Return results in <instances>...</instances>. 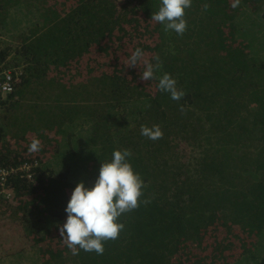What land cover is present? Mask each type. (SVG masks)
Segmentation results:
<instances>
[{"label": "trees", "instance_id": "obj_1", "mask_svg": "<svg viewBox=\"0 0 264 264\" xmlns=\"http://www.w3.org/2000/svg\"><path fill=\"white\" fill-rule=\"evenodd\" d=\"M54 1L0 0V34L17 39H0V63L23 68L21 81L0 99V118L24 123L11 139L46 132L56 142L53 165L38 152L0 149L2 166L38 160L32 179L9 178L7 193L20 200L21 229L50 258L44 264H174L184 253L197 258L195 245L206 236L212 250H233L224 264H264V48L258 46L259 56L254 51V43L264 42V0H253L249 13L239 10L238 20L227 16L230 0H192L183 35L151 20L160 0H63L59 7ZM15 13L26 22L21 30L14 31ZM143 33L153 43L143 60L155 65L158 56L162 65L146 87L143 61L131 78L102 70L104 63L76 83L55 76L89 51H104L109 43L128 47ZM163 73L186 92L181 100L158 89ZM154 124L163 131L155 141L140 131ZM125 148L146 185L140 206L121 215L124 228L104 243L102 255H73L59 234L71 191L80 181L91 187L101 162ZM77 160L83 176L70 165Z\"/></svg>", "mask_w": 264, "mask_h": 264}, {"label": "clouds", "instance_id": "obj_2", "mask_svg": "<svg viewBox=\"0 0 264 264\" xmlns=\"http://www.w3.org/2000/svg\"><path fill=\"white\" fill-rule=\"evenodd\" d=\"M192 0H160L158 11L152 13L151 20L164 25V30L175 31L183 35L187 29L185 9L191 6ZM239 0H234L232 7H236ZM210 7L203 4V9ZM143 58V52L136 48L130 55L127 67H138ZM155 65L143 60V71L140 73L142 81L155 79L156 70L161 68L158 56L154 57ZM158 89L170 94L175 101L181 100L186 92L177 88L176 80L168 73L158 78ZM181 113L185 112L183 105ZM141 135L155 141L163 138V131L158 124L151 127L141 125ZM41 141L33 137L28 145L30 153L39 152ZM132 155L130 149L114 150L110 160L101 162L98 175L91 187H86L83 181L76 183L65 207L67 217L59 226V234L67 248L73 255L79 250L95 252L102 255L104 243L118 239L124 224L119 222L122 214L130 212L140 206L145 182L132 168L128 157ZM150 201L145 200L144 203Z\"/></svg>", "mask_w": 264, "mask_h": 264}, {"label": "rangeland", "instance_id": "obj_3", "mask_svg": "<svg viewBox=\"0 0 264 264\" xmlns=\"http://www.w3.org/2000/svg\"><path fill=\"white\" fill-rule=\"evenodd\" d=\"M50 1L52 2L53 0ZM230 1H232V3L234 2V0H230ZM232 3L229 4L227 16H233V19L236 18V20L241 19L243 17L242 15L239 17L240 14H238L237 16L239 10L243 9L244 12L249 13L253 11L255 6L253 0H239V3L236 7H232L231 6ZM62 4H63V0H55L53 2V5L56 7H59ZM14 16L16 17V24L14 27V31L19 29L21 30V28L26 26V22L23 20L21 13H15ZM134 20H136V18H134L132 22H134ZM228 27L233 28V24L230 23ZM228 27H224L226 35L232 33V31ZM4 32L5 33L0 34L1 40H6L7 42L17 41V39L15 38H12L13 41L9 40L10 34L7 33L6 31ZM136 36L137 39H140L141 41H138L134 45H130L128 47L122 46L116 48L115 45L109 43V44H105L106 49H104V51L101 50L98 52L89 51L86 55L82 57V59H80V62L77 64L76 67L74 66V64H72L69 67L58 68L55 71V76L63 84L76 83L82 80L84 77L94 74L96 71L94 70V68H97L99 64H103V63H104V69L102 70H113L119 74L125 73L130 78L132 77V73L130 72V70H133V73L135 75H138L140 72V68H142V65L139 63L142 62L143 58L146 57L147 53L151 49H153L152 47L153 43L151 42L147 33H143L140 36L138 35ZM238 39L241 40L244 44H246L245 38L239 36ZM227 40L232 41V37L231 39L230 37L227 38ZM4 45L5 42L4 44L2 43V47ZM254 46L257 48V50L254 51H256L257 55L259 56V53L262 50L259 47L264 48V42L261 45H259L258 43H254ZM136 48H140L142 50L143 58L138 63V67L136 68L127 67L126 65L128 59L131 53ZM262 56H263L262 58H264V53L262 54ZM109 67H113V68L107 69ZM142 84L144 85L143 87H146L147 85L152 84V80L142 81ZM23 126L24 123L21 121L20 118H16L11 123H7L2 118H0V149H3L4 152L9 153L10 155L12 153L20 152L23 150H26V153H29L28 145L31 141V136L36 135L42 144L38 154L42 155L41 158L44 159L43 161H45V164L50 163L51 165H53L52 163L53 156L51 154V148L56 144V142H54L53 137L50 138L46 132H44V135H42V133L36 134V132H28V135L20 140L16 138L11 139V137H9L8 135L9 133L10 134L15 133L16 131L19 130V128H23ZM54 138L57 142L59 141L57 135ZM77 161L70 163V165H72V168L75 169L78 176H83L85 172L82 169V167H80L82 161L81 160H79L78 162ZM55 162L59 163V169L64 168L65 165L61 166L62 163L61 159H59V161L55 160ZM4 199L7 201L5 202L0 201V264H10L11 261H9L8 259V255L10 254H14L13 264H30V260L32 258L33 260L36 258L39 261V264H44V262L49 261L50 258L46 257V254L43 255V253L39 249L41 253L40 255L38 248L36 246L31 245L28 236H26L21 229V221L23 214L18 209L20 200L18 198L16 199V196L14 197L12 192L7 193ZM237 229L238 228H236L235 230L237 231ZM210 240H211V236L209 238L208 236H206L202 239L201 243L195 245V250L199 251V255L197 254V258H192L187 253H184L185 255L183 254L182 256L177 255L174 258L173 263L174 264H224L226 260L225 257H230L233 250L230 249L227 250L226 252L221 246H217L212 250L211 249L212 241ZM33 250H37L36 255L32 253ZM216 250H221L224 254H222L221 256L215 255L214 257L213 254ZM191 254L194 255L195 252ZM6 256L7 259H4Z\"/></svg>", "mask_w": 264, "mask_h": 264}, {"label": "built area", "instance_id": "obj_4", "mask_svg": "<svg viewBox=\"0 0 264 264\" xmlns=\"http://www.w3.org/2000/svg\"><path fill=\"white\" fill-rule=\"evenodd\" d=\"M23 68L20 65L5 66L0 63V99L13 91L21 81ZM38 160H23L7 166L0 165V195L7 193V182L13 176L32 179L33 167L38 165Z\"/></svg>", "mask_w": 264, "mask_h": 264}]
</instances>
